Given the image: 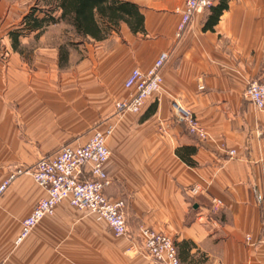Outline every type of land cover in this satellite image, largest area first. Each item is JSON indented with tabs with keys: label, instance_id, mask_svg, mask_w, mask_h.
Returning a JSON list of instances; mask_svg holds the SVG:
<instances>
[{
	"label": "crops",
	"instance_id": "1",
	"mask_svg": "<svg viewBox=\"0 0 264 264\" xmlns=\"http://www.w3.org/2000/svg\"><path fill=\"white\" fill-rule=\"evenodd\" d=\"M120 1L138 8L142 30L132 33L119 22L103 40L73 35L81 44L109 45L105 72L113 70L115 101L130 92L123 87L130 70L145 71L160 53L168 55L159 91L140 112L116 115L105 140L110 155L102 167L109 183L103 193L124 201L127 234L115 237L103 220L63 200L16 241L21 221L45 195L29 175L17 174L0 193V264H158L142 252L139 226L169 237L184 264H264V242L253 244L264 228V111L243 97L248 82L264 84V0H227L204 29L209 7L180 36L182 0ZM25 13L18 14L16 1L0 0V183L20 146L11 140L12 106L20 118H31L41 95L56 103L72 94L81 102L88 88L102 104L108 87L93 57L74 63L67 52L63 67L57 56L47 76L35 58L23 61L21 46L34 32L18 36L15 48L8 33ZM59 48L47 50L58 54ZM72 64L79 71L89 65L92 74L72 75ZM172 103L194 116L204 139L175 120ZM216 197L222 205L211 214L209 200Z\"/></svg>",
	"mask_w": 264,
	"mask_h": 264
},
{
	"label": "built area",
	"instance_id": "2",
	"mask_svg": "<svg viewBox=\"0 0 264 264\" xmlns=\"http://www.w3.org/2000/svg\"><path fill=\"white\" fill-rule=\"evenodd\" d=\"M214 0H182L180 19L175 35L180 36L185 25L191 18L212 6ZM167 53H160L151 66L145 70L134 68L125 76L123 87L130 92L126 98L116 100L114 109L116 115L123 113H138L145 100L154 96L160 89L162 82L160 69L167 60ZM201 88V86H199ZM243 97L254 107L264 111V84L255 80L246 84ZM175 120L182 124L189 133L204 139L205 132L200 127L194 116L172 103ZM113 131V125H107L99 132L92 133L85 143L78 146H62L55 153L38 159L30 168L32 180L45 195L38 200L30 210V214L21 221V230L16 241L25 237L33 226L45 215H51L58 202L67 200L68 204L78 210L93 214L98 220H103L117 236L127 234V225L124 218V201L118 199L111 201L103 193L108 185L104 168L102 167L110 153L105 146L106 137ZM232 153V152H231ZM19 173V171H18ZM10 174L0 183V193L14 178ZM190 191H198L196 186ZM219 198L209 200V212L216 213L221 208ZM253 244L264 242V228ZM137 237L140 239L142 252L150 260L158 264H184L177 257L172 240L162 233H158L148 226H139ZM251 237L246 235L245 241Z\"/></svg>",
	"mask_w": 264,
	"mask_h": 264
},
{
	"label": "rangeland",
	"instance_id": "3",
	"mask_svg": "<svg viewBox=\"0 0 264 264\" xmlns=\"http://www.w3.org/2000/svg\"><path fill=\"white\" fill-rule=\"evenodd\" d=\"M14 1H16V11L19 15L22 14L24 10H26L27 13L31 8L41 4L40 2L37 3L38 0ZM20 20L13 23L11 29H16ZM35 34L34 32L33 35L26 40L27 42L21 46L23 50L21 55L23 61L28 63H32L34 58L36 59L37 64L41 65L40 67L42 70L39 71L41 72V76L50 75L52 71L50 66L53 68L54 61L57 60V56L59 57L57 50L54 52L47 49L52 47H63L68 54H71L70 60L74 63L80 62L82 58L89 60L93 57L95 61L98 60L100 67H98L99 70L97 73L99 76L103 77L102 79L108 81V87L102 91L104 95V98L101 99L103 100L101 102L102 104L98 102L96 104L97 99H94V92L93 90L90 91L88 88L86 92L87 99L81 102L77 101L78 99H76V96L72 94L69 99H65V101L57 100L56 103L52 102L47 96L41 95L39 100L40 109L34 114V117L31 118H20L15 107L12 106V109H10L12 119L9 122L11 140L18 141L20 146L17 147L16 151L10 153L12 156V163L8 164V168L5 169L7 171L6 174L9 175L16 173V175L26 174L31 177L29 168L38 159L43 156L51 155L62 146L69 145L72 142L80 143L83 139L85 141L92 133L99 132L107 125H113L112 123L114 119H116L114 109V81H112L113 70L111 72H105L108 70L105 64H108L106 60L108 58V51L110 50L109 45L106 44L107 42L99 43L86 40L81 44L79 39L77 38V41L74 37L71 27L67 24H52L46 27L38 37H35ZM104 61L106 62L104 63ZM58 62L61 66L63 65V67L67 65V63H63V61ZM54 69L56 72L57 68ZM69 70L72 75L92 74L89 65L79 71L78 68L74 67V64H72ZM170 107L172 106L170 105ZM170 111L175 118L173 107ZM34 143L43 144L46 148L39 151L35 149L36 146ZM22 160L29 161L27 164H17L16 161L20 162Z\"/></svg>",
	"mask_w": 264,
	"mask_h": 264
},
{
	"label": "trees",
	"instance_id": "4",
	"mask_svg": "<svg viewBox=\"0 0 264 264\" xmlns=\"http://www.w3.org/2000/svg\"><path fill=\"white\" fill-rule=\"evenodd\" d=\"M37 7L24 14L16 29H10L8 35L13 48L17 37L27 32H35V37L48 26L56 23L67 24L77 37H89L103 40L110 33V27L119 22L127 24L132 33L142 30V15L138 8L128 1L120 0H38ZM227 0H219L211 6L203 28L210 29L217 17L227 7ZM59 61L67 60V51L61 47L58 51Z\"/></svg>",
	"mask_w": 264,
	"mask_h": 264
}]
</instances>
